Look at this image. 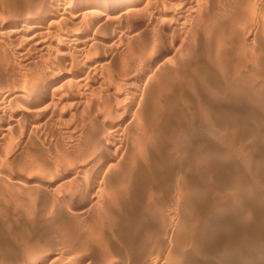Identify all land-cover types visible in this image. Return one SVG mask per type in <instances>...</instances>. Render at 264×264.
Wrapping results in <instances>:
<instances>
[{
	"label": "rangeland",
	"instance_id": "374dc122",
	"mask_svg": "<svg viewBox=\"0 0 264 264\" xmlns=\"http://www.w3.org/2000/svg\"><path fill=\"white\" fill-rule=\"evenodd\" d=\"M62 1L0 0V94L8 90H25L29 74L48 68L49 62L37 59L34 55L32 41L36 33L17 31L25 22L36 20V16L40 14V6ZM91 1L94 0H77L81 3ZM234 2L235 0L203 2L197 23L180 33L148 27L138 39L131 37L120 44L116 42L110 63L111 69H121L130 59L132 63H137L138 58L152 56L155 48L163 49L164 57L158 58L165 61L162 70L160 68L143 89L137 109L140 108L143 114V109L148 112L158 107L156 110L164 115L163 118H166L165 115L173 118L172 126L180 129H177L176 136L170 141L171 146H166L167 151L164 152H169L170 157L167 159L169 164L166 162L167 166L163 168L165 171V167L167 168L168 176L173 179L176 173L185 170L188 188L199 186L194 198L201 209L194 214L185 207L180 213L182 218H191L188 228H192L193 233H199L201 226L203 232L209 231L204 236V241L209 246L207 255L199 253L195 247L192 251L194 244L189 239L179 248L185 259L194 264L197 261L198 264H264V28H261L264 25L260 22L264 17V1L247 0L241 5L238 2L235 5ZM260 13L262 18L259 17ZM132 18L130 27L134 20L137 25H132V29L135 27V30L144 28L139 24L148 20L145 17V20L143 17ZM246 19L249 20L248 23H245ZM259 28L263 31H259ZM10 30L15 32L7 34ZM219 40L227 44L223 43L225 46L217 51L216 41ZM220 59L229 60L231 67H223L219 63ZM10 111L6 110L1 116L9 119ZM159 112L156 114H160ZM78 118L66 116L61 117L62 120H46L52 128L44 124L45 135L40 134L26 142L20 150L21 133L18 130L5 132L0 128V264H75L72 261L74 257L71 258L72 255L66 253L65 247H68L70 239L76 238L78 234L80 241L74 240L77 246L91 243L90 245L101 250L106 248L105 240L99 241L103 238L101 234H104V230L114 235L113 230L117 224L115 226V221L108 212L119 216L123 212L110 201L111 196L107 194L109 191L100 192L94 202L96 205H90L87 211L68 208L69 211L62 206L65 212L58 208L63 202L61 196L56 195L57 192L46 193L36 199L37 202L28 192L29 178L41 176L39 166L42 163L44 167L47 165L52 169L62 157V152L73 154L76 153L75 148H80L86 134L77 137L76 130H85L88 125L86 122L82 124L83 120L80 121L79 118L78 121ZM138 126L140 125L137 123L133 125L137 134L140 133ZM139 136L145 139L143 142L146 145L152 146L146 133ZM74 138L81 143L78 145L77 141L76 144ZM69 143L74 144L73 152ZM180 144L187 151L181 159L175 154ZM78 148L76 151L80 150ZM151 149L156 157L159 154L156 148ZM108 157L112 158V153ZM136 161V164L143 163L138 158ZM131 164L132 161H127L126 165V159L124 164H118L108 174V181L115 180L117 176H125L126 169ZM170 184L173 186L171 182ZM173 190H170L172 196L175 194V189ZM143 193L144 198L148 196ZM238 197L242 199L239 198L240 203L235 204ZM149 201L147 206L155 207L154 201L150 205ZM171 210L169 215L175 211V206ZM149 215L153 219L154 214ZM202 220L203 223L200 224ZM192 236L195 237L194 234ZM111 243L115 247H122L114 236ZM228 245H231L230 249ZM235 251L238 253H234ZM55 252L59 253V257Z\"/></svg>",
	"mask_w": 264,
	"mask_h": 264
},
{
	"label": "bare ground",
	"instance_id": "6f19581e",
	"mask_svg": "<svg viewBox=\"0 0 264 264\" xmlns=\"http://www.w3.org/2000/svg\"><path fill=\"white\" fill-rule=\"evenodd\" d=\"M206 1L94 0L81 3L77 0H63L60 3L40 6V14L36 16L35 21L25 22L19 26L17 32L36 33L32 41L34 42V55L37 59H45L49 62V66L42 72L29 74L25 81V90L14 92L8 90L0 94V128L4 129L5 132L7 130H18L21 133V136H19L21 143L18 148L20 150L26 142L37 138L40 134L41 136L44 134L46 130L43 125H48L46 120H59L61 117L66 116L79 117L80 121L83 120L82 124L86 122L88 125L85 130L81 128L76 130L77 137L86 134V138L82 143L79 139L74 138L76 144L77 141H79L78 145L81 143L80 148L77 145L79 151H76L77 148L74 150V144L69 143L72 152L74 150L76 153L71 154L68 147L69 154L65 153L66 151L62 152L63 154L60 155L62 157L58 158L59 161L57 160L56 166L54 165L55 167L52 169L47 165L44 167L43 161H41L43 165L39 166L41 176L29 178L28 192H30V196L36 201L46 193L57 192L56 195L59 194L61 202L64 203L58 207L59 209L69 210L68 208H71L77 211H85L86 209L87 211L90 205H96L94 202L97 200L99 193L106 190L105 192L109 191L107 194L109 193L111 196L110 201L123 212V216L122 214L119 216L117 213L108 212L117 227L113 225L115 227L113 230L114 235L112 232L103 229L105 232L107 231L101 234L103 238L101 236L102 239L96 238L101 242L105 240V249L100 250L99 248L98 250L95 246L90 245L91 243L89 245L82 243V246H77L74 240L78 239L80 241L77 238L78 234L76 238L69 240L68 247L65 248H67V255H72L71 258L74 257L73 263L194 264V262L187 261L182 250L179 249L186 244L185 241L188 239L194 244L191 247L192 251L195 247L201 254L209 252V246L204 241V236L209 231L205 230L203 232L201 226L200 230L202 232L197 233L198 231H194L193 233L192 228H188L191 218L186 219L187 216L182 218L183 215L180 214L185 207L189 208L190 213L194 212L195 214L196 211H199V204L195 201L199 186L194 185V187L188 188L189 181L187 175H185V170L176 173L175 177L172 176L173 179L168 176L167 168L165 167L166 171L163 168V166H167L166 162L168 163L169 160L167 159L170 157L169 152L164 151L166 146L171 144L170 141L176 136L179 127L172 126L173 118L170 119L171 117L168 115H165L167 119L163 118L164 115L156 110L158 107L148 112L143 109V114H141L142 110L140 112V108L137 109L143 89L165 63L162 58L158 60V58L165 55L163 49L156 50L155 48L152 50V53H154L152 56L138 58L137 63H132L131 59L127 60L128 62H125L126 64L124 63L125 65L121 69H111L110 67L116 42L120 44V42L127 41V38L131 37L138 39L148 27H157L161 30L180 33L188 26L197 23L201 16L203 2ZM235 2L241 5L245 4L247 0H235ZM235 2L234 4L237 5ZM261 14H259V17H261ZM132 17H143V20L147 17L148 20L141 21L142 23L139 24L144 28L139 27V30H135V27L132 29V25H137L134 20L130 27ZM248 19L245 23L249 21ZM263 19L260 22H263L261 24L264 25ZM261 28H259V31L262 32ZM8 32L7 34H12L15 31L10 30ZM223 43L227 44L221 40L216 41L217 51L225 46ZM157 53H160V55ZM219 63L227 68H230L232 64L225 59H220ZM242 66L245 67L244 64ZM206 78L207 76L204 77V80ZM6 110H11L9 119H4L1 116ZM157 112L162 116L156 114ZM151 115H153L152 120ZM174 115L176 116V114ZM136 123L140 125L138 126L140 127V133L147 134L152 146L146 145V142H143L144 138L142 139L139 136L141 134L136 133L135 127L133 128ZM45 137L44 139L47 140ZM58 146L60 147V145ZM151 148H156L159 153L157 156L155 155L156 157L153 156ZM177 148L175 154L181 159L187 153L186 147L180 144ZM60 150L59 148L58 151ZM109 153H112V158L108 157ZM176 156L175 158H177ZM137 158L142 160L143 163L136 164ZM125 159L126 165L127 161H132L131 166L126 169L125 176H117L115 180L108 181V174L118 164H124ZM175 168L174 172L172 171L174 174ZM169 171L171 172V170ZM173 189H175L174 196L171 192L174 191ZM143 192L148 196L144 198ZM146 197L152 202L154 201L155 207L152 205L154 208L147 206L149 200ZM239 198L242 199V197L236 198L235 204L240 203ZM151 201H149V205ZM174 206L175 211L169 215L168 213L172 211L171 209ZM149 214L151 216L154 214L153 219H150ZM199 223H203V220ZM186 233L191 235L187 236ZM193 234L195 237L192 236ZM112 236L119 240L121 248L115 247L111 243ZM209 237L211 238L212 235ZM230 248L231 245H228V249ZM52 253L54 254V252ZM55 254L57 253L55 252ZM63 254H65L64 251ZM57 255L59 257V253ZM69 260L71 259L69 258ZM197 262L196 264H198Z\"/></svg>",
	"mask_w": 264,
	"mask_h": 264
}]
</instances>
